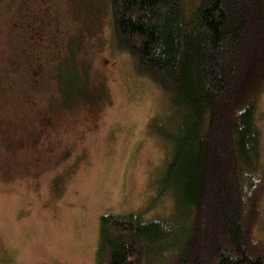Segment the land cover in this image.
Segmentation results:
<instances>
[{"label": "rangeland", "instance_id": "rangeland-1", "mask_svg": "<svg viewBox=\"0 0 264 264\" xmlns=\"http://www.w3.org/2000/svg\"><path fill=\"white\" fill-rule=\"evenodd\" d=\"M66 60L87 91L62 94ZM161 101L116 49L109 0H0V264H95L104 215L178 222Z\"/></svg>", "mask_w": 264, "mask_h": 264}, {"label": "trees", "instance_id": "trees-1", "mask_svg": "<svg viewBox=\"0 0 264 264\" xmlns=\"http://www.w3.org/2000/svg\"><path fill=\"white\" fill-rule=\"evenodd\" d=\"M109 5L116 49L161 94L158 117L173 129L162 134L166 182L183 206L175 225L101 216L95 264H264V0ZM63 65L62 94L86 89Z\"/></svg>", "mask_w": 264, "mask_h": 264}]
</instances>
